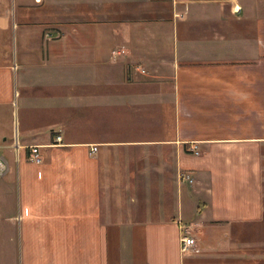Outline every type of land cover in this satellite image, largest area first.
<instances>
[{
	"label": "crops",
	"instance_id": "0c3cea01",
	"mask_svg": "<svg viewBox=\"0 0 264 264\" xmlns=\"http://www.w3.org/2000/svg\"><path fill=\"white\" fill-rule=\"evenodd\" d=\"M23 92L37 115L8 142ZM263 149L264 0H0V156L19 188L0 230L20 264H264L232 236L264 217ZM187 224L200 252L181 250Z\"/></svg>",
	"mask_w": 264,
	"mask_h": 264
},
{
	"label": "rangeland",
	"instance_id": "374dc122",
	"mask_svg": "<svg viewBox=\"0 0 264 264\" xmlns=\"http://www.w3.org/2000/svg\"><path fill=\"white\" fill-rule=\"evenodd\" d=\"M121 50H125V48L123 46L115 48V51L113 53L115 58L120 55V54L118 55V52H120ZM122 54H124V53H122ZM114 56H113V58H114ZM63 93H64V91H63ZM61 97H62V100L64 102L65 101L64 97L63 96H61ZM25 99H26V95L23 92L21 97L18 100V105H16V108L14 106L15 111H14L13 123H12L11 128L8 127L9 128L8 131H11V132L13 131V132H12L11 136L8 138V142H14L15 141L16 132H17V130H20V120L23 122L24 115L27 114V110L29 109V107L34 108V111L36 112V115H37V111H36L37 100H33V101L29 102V104H28L27 102L24 103ZM30 103H32L33 105H31ZM17 121H19V124L16 123ZM3 139H4V137H3ZM14 157H15V155H14ZM261 165H262V185H263V203H264V152L262 153V156H261ZM11 168H12V171L8 175H6L5 177L3 176L0 179V195L2 196V198H0L1 199L0 201L1 202L5 201L6 204L10 205V207L13 203V200H14V204H16V205L18 204V190H19L18 182H17V178H16V174H15V169L12 167V165H11ZM179 174H180V171H179L178 175ZM181 182H183V181H181ZM114 204L116 205L117 202H114ZM137 204H138V201H132L131 200L127 205V209L132 210L131 208H133V206H135ZM133 219L138 220V221H140V220L142 221L145 218H141V217L140 218H138V217L130 218L129 217V219L127 218V221L132 222ZM187 225H190V224H187ZM244 225L248 229L242 230V228L239 227V226L244 227ZM195 232L196 231H194L192 229V233L195 234ZM232 236H233L234 240L247 241V242H253V243H261L262 244V246H261L262 251L261 252L264 254V217L259 222L237 224L234 227V232L232 233ZM8 243H9V247L8 246L7 247L10 248V251L12 248L11 243H13L14 247H15L14 255L12 257L9 254L7 256L6 234L4 231L0 230V264H20V260L18 258L19 257V250H20L18 238L14 239V242H11L8 240Z\"/></svg>",
	"mask_w": 264,
	"mask_h": 264
},
{
	"label": "built area",
	"instance_id": "2783aa9c",
	"mask_svg": "<svg viewBox=\"0 0 264 264\" xmlns=\"http://www.w3.org/2000/svg\"><path fill=\"white\" fill-rule=\"evenodd\" d=\"M36 2H40L41 0H35ZM125 53V50H121L118 52V55ZM116 54V53H115ZM142 73H145L146 70L143 68H138ZM57 140H61V137L58 136ZM190 151L194 154H200L199 146L197 143H192L189 147ZM98 150L97 146H93L92 152H96ZM31 159L37 163L41 162V155L39 152L38 146L31 147ZM9 166L7 160L0 156V179L8 172ZM179 178L183 182H194V178L188 171L181 170L179 174ZM181 250L183 252H200V248L198 246V240L196 236L192 233V228L190 225L181 226Z\"/></svg>",
	"mask_w": 264,
	"mask_h": 264
}]
</instances>
